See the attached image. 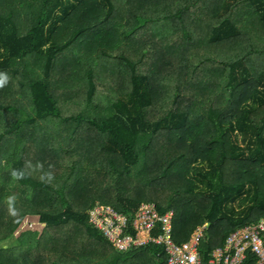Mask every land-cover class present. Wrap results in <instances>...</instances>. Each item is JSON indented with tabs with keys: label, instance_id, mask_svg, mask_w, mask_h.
<instances>
[{
	"label": "trees",
	"instance_id": "1",
	"mask_svg": "<svg viewBox=\"0 0 264 264\" xmlns=\"http://www.w3.org/2000/svg\"><path fill=\"white\" fill-rule=\"evenodd\" d=\"M0 79V264H168L97 202L206 222L205 259L264 216V0H0Z\"/></svg>",
	"mask_w": 264,
	"mask_h": 264
},
{
	"label": "built area",
	"instance_id": "2",
	"mask_svg": "<svg viewBox=\"0 0 264 264\" xmlns=\"http://www.w3.org/2000/svg\"><path fill=\"white\" fill-rule=\"evenodd\" d=\"M174 210L160 213L155 202H143L130 216L106 203L97 202L89 210L90 221L117 249L156 243L164 246L168 264H264V216L231 230L223 245L204 258L200 242L206 224L196 227L187 240L178 242L172 231Z\"/></svg>",
	"mask_w": 264,
	"mask_h": 264
},
{
	"label": "rangeland",
	"instance_id": "3",
	"mask_svg": "<svg viewBox=\"0 0 264 264\" xmlns=\"http://www.w3.org/2000/svg\"><path fill=\"white\" fill-rule=\"evenodd\" d=\"M72 1H77V0H72ZM139 56L138 55H136V56H134L133 58H138ZM223 67V66H222ZM198 71L199 72H204V73H219V74H221V68H218L217 67V64L216 63H214V62H212V61H207V62H204V63H202L199 67H198ZM81 95H82V93H81ZM81 97V96H80ZM82 99H85L84 98V93H83V97H81ZM72 108L70 107V109H69V112L67 113V114H69L70 112L72 113V112H74V110H71ZM43 130H46L47 132L49 131L50 133H51V135H53V133H54V131H53V129L51 128V126H47L46 127V129H43ZM239 139V138H238ZM54 140V139H53ZM66 158H69L68 156H63V159H66ZM194 182V178L193 177H190V176H188V177H185L184 178V180H183V183H184V187H188V186H190L192 183ZM15 192H18L17 190H15ZM207 224V223H206ZM30 226H32L31 224H30ZM207 226V225H206ZM25 228V226L24 227H21L19 230H17L16 231V233L13 235V236H11V237H9V238H7V239H5V240H3V241H0V245H7V246H10V245H15V244H17L19 241H18V237H20V235H19V232L21 231V230H23ZM91 264V263H90Z\"/></svg>",
	"mask_w": 264,
	"mask_h": 264
},
{
	"label": "crops",
	"instance_id": "4",
	"mask_svg": "<svg viewBox=\"0 0 264 264\" xmlns=\"http://www.w3.org/2000/svg\"><path fill=\"white\" fill-rule=\"evenodd\" d=\"M143 202H150V201H143ZM143 202H141V203H143ZM152 202H155V201H152ZM141 203H140V204H141ZM155 203H156V202H155ZM156 205H157V204H156ZM203 224H206V222L203 223ZM200 225H201V224H200ZM242 225H243V224H242ZM239 226H240V225H239ZM195 229H196V228H195ZM195 229H194V230H195ZM194 230H193V231H194ZM193 231H192V232H193ZM192 232H191V234H192ZM191 234H190V235H191ZM189 237H190V236H189ZM217 246H218V245H217ZM214 247H215V246H214ZM214 247H213V248H214ZM202 252H203V251H202ZM209 252H210V251H209Z\"/></svg>",
	"mask_w": 264,
	"mask_h": 264
},
{
	"label": "clouds",
	"instance_id": "5",
	"mask_svg": "<svg viewBox=\"0 0 264 264\" xmlns=\"http://www.w3.org/2000/svg\"><path fill=\"white\" fill-rule=\"evenodd\" d=\"M6 82V80L5 79H0V86H2L3 85V83H5ZM107 204V203H106ZM111 205V204H110ZM113 206V205H112ZM207 225V224H206Z\"/></svg>",
	"mask_w": 264,
	"mask_h": 264
}]
</instances>
